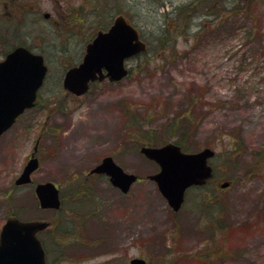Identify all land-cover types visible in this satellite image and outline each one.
I'll use <instances>...</instances> for the list:
<instances>
[{
    "label": "rangeland",
    "instance_id": "374dc122",
    "mask_svg": "<svg viewBox=\"0 0 264 264\" xmlns=\"http://www.w3.org/2000/svg\"><path fill=\"white\" fill-rule=\"evenodd\" d=\"M248 2L232 0L236 8L216 16L222 0H0L1 28L11 31L6 40L0 32V57L18 29L48 67L37 105L0 137V189L9 197L0 202V222L5 211L56 217L53 231L41 233L54 264H128L133 257L146 264H264V7ZM179 6L188 7L184 25L172 12ZM119 13L138 27L146 52L128 61L122 80L94 83L82 96L67 93L64 71L81 60L97 27ZM164 25L170 34L174 25L184 32L174 49L169 40L163 48ZM181 132L188 152L215 151L214 175L174 212L148 177L157 165L139 147L152 136L176 142ZM36 140L32 179L61 187L59 212L39 210L31 185L14 186ZM106 155L138 175L126 193L105 176L88 175Z\"/></svg>",
    "mask_w": 264,
    "mask_h": 264
},
{
    "label": "water",
    "instance_id": "95a60500",
    "mask_svg": "<svg viewBox=\"0 0 264 264\" xmlns=\"http://www.w3.org/2000/svg\"><path fill=\"white\" fill-rule=\"evenodd\" d=\"M144 49L145 43L139 38L138 30L125 17L118 15L106 31H98L86 45L80 63L66 71L63 87L81 94L87 90L89 81L96 78L119 80L127 74L124 60ZM45 72L43 57L24 46L15 47L0 60V134L19 113L33 105ZM140 152L159 165V171L149 177L156 182L160 193L174 210L180 207L188 186L201 184L211 176L207 159L214 152L208 147L185 153L178 145L167 143L159 147L142 146ZM37 165V159L31 158L16 183L29 182L30 173ZM91 172L106 173L111 183L123 192L136 179L133 173L125 172L110 156L104 157ZM34 192L40 207H59L58 189L53 182L37 183ZM46 225L43 221H21L9 216L0 232V264H46L44 250L36 237V232ZM130 264L145 262L133 258Z\"/></svg>",
    "mask_w": 264,
    "mask_h": 264
},
{
    "label": "trees",
    "instance_id": "16d2710c",
    "mask_svg": "<svg viewBox=\"0 0 264 264\" xmlns=\"http://www.w3.org/2000/svg\"><path fill=\"white\" fill-rule=\"evenodd\" d=\"M243 2H247L248 3V0H242ZM188 7H186V8H183V6L181 7V6H179V7H176V8H173V10H172V12H176L177 13V15H178V17L180 16V15H182L181 16V19H183V25H184V23H185V20H186V22L188 21V19H186V17H187V12H186V14L184 15V11H186V9H187ZM216 8H218L215 12H216V16L219 14V12H220V10L221 11H223L224 12V10H225V8L224 7H218V5L216 6ZM232 9H235V7L233 6L232 7ZM176 15V14H175ZM184 16H186V17H184ZM177 17V18H178ZM180 22H181V20H180ZM19 25L17 24L16 25V27H18ZM168 28L164 25V27H163V37L165 38V42H164V47L163 48H167L166 46V44H167V40H169V42H171V45H170V47L172 48V49H174V45H175V40H176V38H177V35H178V33L180 34V33H184V32H179V28H178V26L177 25H174V27H173V29L175 30L174 31V33H171V34H174L172 37L170 36L171 34L170 33H168V30H167ZM172 29V30H173ZM0 31H2V33H3V36H2V38H4L5 36H4V34H7L6 32L4 33V29H2L1 28V30ZM187 31H189V29L187 30ZM20 32V30H18V29H16V31L14 32V34L12 35V36H10V35H8L9 37H8V39L9 40H11L10 41V43H11V45H9V47L7 48V49H5V50H3V53L4 52H7V50H9V49H11L13 46H15V45H17V44H26V40L24 39V37L22 36V34L21 33H19ZM18 33L20 34L19 36H18ZM141 33V32H140ZM7 36V35H6ZM6 38V37H5ZM8 40V41H9ZM29 47H32V46H30V44L28 45ZM125 109V112L126 113H128L129 114V110H127V108H124ZM130 117H128V119H130L132 116H134L133 114H130L129 115ZM132 121V119H130V121H128V123L129 122H131ZM126 125H127V122H126ZM127 126H129V125H127ZM126 126V127H127ZM131 130H134L135 131V127H134V124H133V127H132V125H131ZM123 129H125V131H126V128H123ZM130 130V131H131ZM168 133V132H167ZM185 133L186 132H181L180 134H178V136H177V140H176V143L177 144H179L180 146H181V148L183 149V150H187L186 148V146L184 145V143L182 142V138H181V136H184L185 135ZM133 134V132L131 133V135ZM135 134V133H134ZM146 137H149V136H146ZM154 138H156L155 136H152L150 139L148 138V139H141L142 141H141V143L140 144H142V142H144L145 144H152V145H158V144H160V142L159 141H157L156 139H154ZM207 204L209 203H211L210 201L209 202H206ZM55 219H56V217H55Z\"/></svg>",
    "mask_w": 264,
    "mask_h": 264
},
{
    "label": "flooded vegetation",
    "instance_id": "af4514ba",
    "mask_svg": "<svg viewBox=\"0 0 264 264\" xmlns=\"http://www.w3.org/2000/svg\"><path fill=\"white\" fill-rule=\"evenodd\" d=\"M231 1L232 0H222V5H223V7L225 8V10H224V15L225 16H228V8H229V10L231 11L232 10V5H229L230 3H231ZM242 1V0H241ZM251 1H253V0H250V3H251V7L253 6V7H264V0H254V2H251ZM210 5L209 6H207L206 7V9H209V8H211L213 5H214V3H212L211 4V2L209 1L208 2ZM249 3V2H248ZM209 7V8H208ZM236 8V7H235ZM251 11V8H250V10H249V12ZM209 14H207V13H204V15H208L209 16V19L212 21L213 19V17H212V12H208ZM72 16L74 17V15L71 13V20H72ZM64 16L62 15V17L60 18V20H59V23H58V25L60 24H64L65 23V21L66 20H64V18H63ZM48 18V17H47ZM113 19V18H112ZM112 21V20H111ZM111 21H110V23H111ZM55 24H56V22H55ZM260 28H263V26H257V29H259L260 30ZM261 31V30H260ZM108 83H112L111 81H107ZM31 157V153L29 154V156L27 157V160L29 159ZM24 165H25V163L22 165V168H21V170H20V172L18 173V175L22 172V170H23V168H24ZM18 175L16 176V178L18 177ZM88 175H91V176H94V175H101V174H96V173H90V174H88ZM15 178V179H16ZM15 179H14V186H16V187H21V186H24V185H19V184H16L15 183ZM84 191H85V189H84ZM87 192H88V190H87ZM3 196H5L6 197V193H4V191H3V189H0V202H5L6 204L8 203V202H6V201H9L8 199H9V197H8V195H7V197H6V199H4L3 198ZM80 196H81V194H80ZM4 203V204H5ZM9 213H15V212H12V211H5V213H4V219H3V221H2V223L0 222V229H1V226H2V224H3V222L5 221V219H6V217L9 215ZM17 214V213H16ZM86 216H84V218H85Z\"/></svg>",
    "mask_w": 264,
    "mask_h": 264
}]
</instances>
